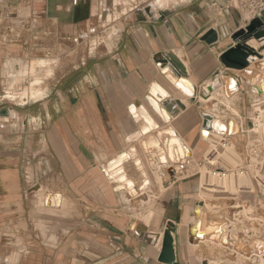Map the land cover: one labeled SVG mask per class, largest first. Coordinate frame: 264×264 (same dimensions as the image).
I'll use <instances>...</instances> for the list:
<instances>
[{"label":"crops","instance_id":"0c3cea01","mask_svg":"<svg viewBox=\"0 0 264 264\" xmlns=\"http://www.w3.org/2000/svg\"><path fill=\"white\" fill-rule=\"evenodd\" d=\"M235 2L79 0L74 5L73 0H0V122L7 123L0 140V264H163L159 256L169 223L175 228L176 264H228L234 262L232 256L235 261L242 257L243 263L236 264L251 260L235 250L232 240L228 247L215 246L208 241L191 242L189 236V228L197 222V204L210 201L203 191L210 186L213 170L207 158L217 154L211 141L203 139V115L212 113L224 123L240 125L237 151L230 154L233 168L244 170L240 162L251 163L258 155L249 157L248 150L264 146V136L257 130L260 114L254 111L255 106L264 107V95L255 91L260 82L253 85L252 81L264 76L260 61L254 63L249 78L221 61L234 46L231 36L246 25ZM92 26L101 34L116 27L117 33L107 38L99 34L77 45L74 39L79 32ZM211 29L219 33V39L207 44L202 39ZM83 47H87L86 56ZM157 55L170 58L178 70H161ZM40 59L53 62L49 73L35 69L42 78L43 98L23 95L22 88L30 86L33 78L26 71L21 73L23 87L8 89L12 76L32 70ZM69 67L73 72L63 75ZM170 74L189 81L194 96L174 85L167 78ZM217 77L224 84L235 79L237 92L227 99L222 84L209 93L207 88ZM154 88L167 93L159 102L170 109L167 123L151 104ZM143 112L160 130L172 129L182 139L189 156L186 163L162 165L157 153L142 149L141 142L157 138L156 131L141 136L146 122ZM131 149L136 150L150 183L134 200L121 189L124 186H116L103 173ZM127 163V179L139 188L144 178L132 161ZM164 167L180 171L171 179ZM48 193L62 195L60 208L45 207ZM241 193V201L254 208L256 200L264 198ZM134 206L137 209L131 211ZM206 212L202 229L223 216V236L239 235L247 247L255 237L264 238V223L249 216L246 208L232 219L225 210L214 215ZM250 222L262 225L253 229ZM138 232L148 233L153 243L140 240ZM252 252L254 256L256 249Z\"/></svg>","mask_w":264,"mask_h":264},{"label":"water","instance_id":"95a60500","mask_svg":"<svg viewBox=\"0 0 264 264\" xmlns=\"http://www.w3.org/2000/svg\"><path fill=\"white\" fill-rule=\"evenodd\" d=\"M219 39V33L215 29H211L204 37L203 41L207 44H213L217 42ZM232 41L234 42V46L226 51L221 56V61L223 65L227 69H233L238 71H243L246 77H251L253 75L252 71H249L248 69L253 63H256L260 61L259 67L261 70H264V56L262 54L263 47L259 48V50L253 48L249 45V41L252 39H255L257 41H261L264 39V21L259 18H253L249 21L248 24L245 25L244 28L238 30L231 36ZM156 63H158L162 69H167V67L172 66L174 69L178 70V67L175 65V63L166 56L163 55H157L155 58ZM178 76V75H177ZM182 81H185L182 78ZM226 83L225 87V94L227 97H231L238 89L239 85L235 79H227L224 81ZM260 82L261 87H255V91L258 93V95L263 96L264 95V76L257 75L253 78V85H256ZM231 83L236 84L235 86V92H232L231 86H230V93L227 92V84ZM223 84V81L220 78H216L214 82L208 87L207 91L209 93H213L214 91L218 90ZM177 87L181 88L177 85ZM182 89V88H181ZM184 92V90L182 89ZM185 93V92H184ZM186 94V93H185ZM188 95V94H186ZM190 97L194 96V92L192 90V95H188ZM151 99L150 101H156L158 104L159 102H162L163 100L158 96L156 97L153 92L151 93ZM154 108V107H153ZM211 106H206V109H210ZM162 111L169 113L170 109L167 106V104H163ZM203 128H202V135L205 134L209 137L210 133L213 132L217 135L223 136V137H229L231 140L235 143H238L240 140V127L237 123L233 121H229L227 123H224L222 120H218L215 117H213L210 114H204L203 115ZM237 137V138H234ZM260 152H264V146L259 147H252L248 150V156H255ZM153 170H155V166H151ZM167 174L171 179H174L176 175V170L173 168H168L166 170ZM62 201V195L61 194H54V193H48L45 196V207H52V208H60ZM258 204L256 215L258 218L264 220V199H257L256 200ZM205 203L199 202L197 204V208L194 210V215L197 218V222L195 225L191 226L189 228V236L190 241H204L205 235L204 232L200 231L201 228V209L199 207H203ZM137 209L136 206H134L131 211H135ZM230 209L229 218L232 219L233 215L235 213H239L241 210L240 208L236 209ZM253 214V213H252ZM249 213L248 215H252ZM213 223V222H212ZM215 225V234L217 236L216 240L218 243H221L223 246L228 247L230 244V241H234L235 244V250L240 253L246 254L247 258H251V261H249L247 264H260V258L259 256L264 254V238L263 237H255L253 240L250 241L249 247L245 245L240 239L241 237L239 235L233 234L232 236L226 234L223 236V230L222 227L225 225V218L223 216H219L218 220L213 223ZM248 226L251 228H257L259 225L257 222H250L248 223ZM241 230V226H236ZM175 231L173 223H169L167 225V229L164 233L163 238V245H162V251L159 256V262L163 264H176V254H175V248H174V237L173 233ZM243 233L250 234L248 230H243ZM138 237L140 240L152 244L153 239L149 237V234L146 232H138ZM215 237V236H214ZM213 237H211L212 239ZM221 239V242L219 240ZM213 240V239H212ZM256 249L255 256H252L253 252L252 250ZM235 256H232L231 259L235 261ZM203 264H211L210 261H206Z\"/></svg>","mask_w":264,"mask_h":264},{"label":"rangeland","instance_id":"374dc122","mask_svg":"<svg viewBox=\"0 0 264 264\" xmlns=\"http://www.w3.org/2000/svg\"><path fill=\"white\" fill-rule=\"evenodd\" d=\"M155 3H157V2H155ZM153 5H152V7H153ZM102 32L103 31L99 30L98 35L100 34V36H103V37L106 36V38H107L108 37L107 35H113L114 33L116 34L117 29H116V27L110 28V30L108 28H106L105 34H101ZM93 39H95V38H92V40ZM94 46H95V43H92L91 48H94ZM86 48L87 47H83L84 56H86V54H87ZM54 58L55 57H53L52 59H54ZM74 65L77 66V63H74L73 66ZM37 67L40 70H42V71L44 70L46 73H49L53 67V62H51L49 60H45V59H40V60L34 62L32 64V68H31L32 70H22V72L19 73L20 75L12 76L13 81L11 84H9L8 89H16V87H23V85H21V84L23 83L24 79L21 78L22 77L21 73H24L26 71V74H32L33 78L31 79L30 86H28L26 89L22 88L23 95L24 96H32V98H34L35 100L43 98L44 90L42 87H40V85L42 83L41 82L42 78H41V75L39 73L38 74L35 73L36 72L35 69ZM254 68H255V66H254ZM70 69H71L70 67L65 68V70H63V75L70 74L71 72H73ZM47 85L48 84H46V88H47ZM151 104H152V106L155 107L156 102L151 101ZM259 107L255 106L254 111L259 112V114H260V117L258 119L259 121L257 120V123L259 124V127L257 130H259V132L261 133V131H264V126H262V125H264L263 124L264 114L261 115V113H264V111H263L264 107L263 106H259ZM217 114L221 115L220 113H217ZM21 120L23 122H25V120H26L25 116H22ZM263 133L264 132L261 133L262 137L264 135ZM216 139H217V136L214 139L215 141H212L211 143H212L213 149L215 150V152L217 154L215 156H213L212 158L211 157L207 158V162H209L211 165H213V170L216 167H223L227 170L233 171V173H232L231 177H228L226 179H221V178H214L212 176L213 170L210 172V178H211V180L209 181L210 186L203 188V191H204V194L206 195V198L210 200V201H207V207L205 208V216L207 213L206 209L211 211V213L213 215L215 214L214 212L223 211V210H225L226 213L229 215L228 212L230 211V209H237V208L239 209L240 208V210L241 209L243 210L244 208H246L247 214L253 213V215H255L257 217V215H256L257 208H258L257 202H256V206L254 208L251 206L250 203L242 202L240 195H243L241 192H245V191L253 192L254 194H256V195L258 194L260 196L264 195V152L258 153V155L256 156L257 158L253 159L251 161V163H248L247 161H241L240 162V164L242 165L241 167H245V169L244 170H242V169L237 170V168H233L231 166L230 158H231V156L233 157V155H230V154L232 151L236 150L238 143H235L232 141L233 143L229 142L226 146L224 144L225 141H223L224 138L220 142H216ZM240 171L245 172L243 174V176H240ZM244 180H245V182H244ZM145 181L146 180H144V182L142 183V186H140L139 188L136 187L133 191H131L128 194V196H130V198L132 200H134V198L137 197V195L143 190V188L145 187V184H144ZM260 199H264V198H260ZM234 206H236L237 208H234ZM235 211H237V210H235ZM259 220L264 223L263 219L259 218ZM213 227H215L214 224H213ZM212 248H213V250L216 249L215 246ZM215 252L217 253L218 251L216 250L213 253H215ZM237 259L238 260L234 261L235 264L240 263V262L243 263V259L241 256H238Z\"/></svg>","mask_w":264,"mask_h":264},{"label":"bare ground","instance_id":"6f19581e","mask_svg":"<svg viewBox=\"0 0 264 264\" xmlns=\"http://www.w3.org/2000/svg\"><path fill=\"white\" fill-rule=\"evenodd\" d=\"M98 4V3H97ZM39 6H41V5H39ZM44 7V6H43ZM152 8H154V5H153V7ZM43 10V9H42ZM249 45L250 46H252L253 48H255V49H257V50H259V48L262 46V45H264V39L263 40H261V41H257V40H255V39H252L251 41H249ZM262 54H263V56H264V50L262 51ZM259 62V61H258ZM254 64H252L251 66H250V68L248 69L249 71H251L252 69H254ZM158 68V67H157ZM170 69L171 70H176V69H174L172 66H169V67H167V69L165 68V69H161V70H169L170 71ZM159 70V69H158ZM161 72V71H160ZM252 72H254V70H252ZM167 73V72H166ZM168 74V73H167ZM244 74V73H243ZM257 74H259V73H257ZM262 74V73H261ZM256 76V75H255ZM167 78H169L170 80H171V82L172 83H174V85L176 84V85H178V86H180L183 90H184V92L186 93V94H188V95H192V88H191V85L185 80V81H182V79H178V78H174V77H172V75L170 74ZM249 78V77H248ZM166 79V78H165ZM184 79V78H183ZM167 80V79H166ZM221 80H223V79H221ZM169 81V80H168ZM225 81V80H224ZM253 81V80H252ZM223 85L225 86L226 84H224L223 83ZM230 86H231V90H232V92H235V86H236V84H232L231 85V83H228L227 84V92H228V94L230 95V94H232V93H230L231 91H230ZM174 87V86H173ZM226 87V86H225ZM208 89V88H207ZM221 89V88H220ZM181 91V90H180ZM153 94L156 96V97H160L161 99H163V98H165L166 96H167V93L166 92H164V91H162L161 89H159V88H154L153 89ZM237 92V91H236ZM224 94H225V92H224ZM215 95V94H214ZM224 97H226L227 99L228 98H230V97H227L226 96V94H225V96ZM233 99V98H232ZM261 100V99H260ZM154 102H156V101H154ZM200 102V101H199ZM215 102V101H214ZM209 104H211L210 102H209ZM208 104V105H209ZM234 104V103H233ZM261 104V103H260ZM207 105V104H206ZM264 105V104H263ZM259 106V105H258ZM257 106V107H258ZM154 107V106H153ZM206 107V106H205ZM151 108V107H150ZM161 106L156 102V104H155V107L153 108V109H155L156 111H158L160 114H161V116L164 118V120L166 121V123L170 120V117H169V114L168 113H166V112H164V111H162L161 110ZM260 108V107H259ZM262 108V107H261ZM206 109V108H205ZM208 110V109H207ZM217 110V109H216ZM259 110V109H258ZM138 111H139V109H138ZM143 111V110H142ZM260 111V110H259ZM264 111V110H263ZM141 112V111H140ZM144 112H145V110H144ZM144 112L142 113V114H144ZM154 112V111H153ZM206 112V111H205ZM137 113V112H136ZM134 114V113H133ZM140 113L138 112V114L137 115H139ZM210 114H212V113H210ZM262 114H264V113H261V115ZM157 115V114H156ZM144 116V118H145V120H146V122H145V125H144V127H143V129H141V136L142 135H147V134H149L150 132H152V131H154V133H155V131L157 132V134H156V137L157 138H150L149 140H147V141H145V142H141V147H142V149L145 151V152H151V153H153V152H155V153H157V155L159 156V160H160V163L163 165H177V164H183V163H186V159L189 157L188 155H187V152H186V150H185V147L183 146V144H182V142H181V140L179 139V138H177L176 137V134H175V132L172 130V129H163V130H160V128H159V126H158V124H156L152 119H151V117H149V115H143ZM224 116V115H223ZM136 117H138V116H136ZM159 118V117H158ZM215 118L216 119H218V120H222L220 117H216L215 116ZM231 118H233V117H231ZM233 120V119H232ZM141 121H143V120H141ZM144 122V121H143ZM142 122V123H143ZM224 122V121H223ZM234 122V121H233ZM141 124V123H140ZM144 124V123H143ZM264 124V123H263ZM255 125V124H254ZM168 126H169V124H168ZM240 126V125H239ZM262 126H264V125H262ZM141 127H142V125H141ZM254 129H256V128H254ZM261 129V128H260ZM263 129V128H262ZM202 130V129H201ZM254 131V130H253ZM256 131V130H255ZM259 131V130H258ZM262 132H264V131H261V133ZM264 134V133H263ZM210 135H214V134H211L210 133ZM209 135V137L205 134L204 136H203V139L204 140H206V141H208V142H212V141H215L214 139H215V137L217 136V139H216V142H220V141H222L223 140V136H220V135H217L216 134V136H210ZM149 136V135H148ZM167 136V138H163V137H166ZM264 136V135H263ZM149 137H151V136H149ZM262 137V136H261ZM234 138H237V137H234ZM264 138V137H263ZM262 138V139H263ZM144 139V138H143ZM142 139V140H143ZM225 139V138H224ZM141 139H139V141H140ZM141 140V141H142ZM145 140V139H144ZM260 140V139H259ZM135 142V141H134ZM230 142H232V141H230ZM184 143V142H183ZM233 143V142H232ZM136 144V143H135ZM205 144V143H204ZM206 145V144H205ZM252 145V144H251ZM202 146V145H201ZM209 146V145H208ZM205 148V147H204ZM141 151V150H140ZM148 153H146V155L148 154ZM154 153V154H155ZM150 154V153H149ZM200 155V154H199ZM198 155V156H199ZM191 157H192V155H191ZM199 157H201V156H199ZM147 158H148V156H147ZM151 158V157H150ZM192 159V158H191ZM130 161H132L133 162V166H134V168H135V171L138 173V175H140L141 177H143L144 178V180H146V172L144 171V167H143V165L141 164V161H140V159L138 158V156H137V152H136V150L135 149H131L129 152H127V153H124V154H122V155H120V156H118L110 165H109V167H107V169H105V171L103 172L104 173V175H105V177L107 178V179H109V180H113L114 182H115V184H116V186H118V185H122V187L123 188H121V189H123V190H125L124 192H126L127 194H129L131 191H133L135 188H136V186H135V183L134 182H132L131 181V179H127V175L125 174V163H127V162H130ZM151 161H153L152 159H151ZM145 163V162H144ZM132 164V163H131ZM127 165H128V163H127ZM155 165V164H154ZM168 167H170V166H168ZM178 167V166H177ZM183 168H184V166H182ZM191 167H193V165H191ZM175 168V167H174ZM194 168V167H193ZM164 169L165 170H167L166 169V167H164ZM247 169V168H246ZM159 170V169H158ZM176 170V169H175ZM148 171V170H147ZM177 172L178 171H180V170H176ZM194 171V170H193ZM153 172V171H152ZM176 172V173H177ZM158 173H161V172H158ZM158 173H157V176H158ZM188 173H190V172H188ZM232 173H233V171H232ZM192 173H190V175H191ZM137 175V176H138ZM206 175V174H205ZM156 177V176H155ZM206 177V176H205ZM157 178V177H156ZM161 178V177H160ZM159 179V178H158ZM169 179V178H168ZM206 180H207V177H206ZM112 181V182H113ZM159 181V180H158ZM157 181V182H158ZM111 182V183H112ZM160 182V181H159ZM163 182H164V179H163ZM244 182H245V180H244ZM148 183L149 182H147V180L145 181V187L143 188V190L140 192V193H143V192H145L149 187V185H148ZM162 183V182H161ZM161 183H159V184H161ZM164 183H166V182H164ZM150 184V183H149ZM163 184V183H162ZM169 184V183H168ZM245 184V183H244ZM170 185V184H169ZM161 186V185H160ZM164 186V185H163ZM121 187V186H120ZM162 187V186H161ZM117 188H119V187H117ZM163 188V187H162ZM202 189V188H201ZM119 190V189H118ZM139 193V194H140ZM201 193H203V192H201ZM139 194L137 195V197L139 196ZM124 195V194H123ZM130 197V196H129ZM137 197H135L134 199H136ZM202 198V197H201ZM207 207V204L205 203V205L203 206V207H199L200 209H201V221H202V224H201V228H200V231H202V232H204V235H205V240L204 241H208V242H210L212 245L214 244L215 246H218L219 244H221V243H218V241L216 240V238H217V236H216V232L214 231L215 230V227H213V225H211V226H208V228H206V229H202V226L204 227L205 226V224L203 223L204 221H205V208ZM236 210V209H235ZM193 216V215H192ZM137 223V220H136V222H133L132 223V229H135L136 228V224ZM204 224V225H203ZM262 225L261 223H258V225ZM260 225H259V227H260ZM146 226V225H145ZM259 227H257V228H259ZM131 229V228H130ZM226 229V228H225ZM254 229V228H253ZM256 229V228H255ZM166 230V229H165ZM258 230V229H257ZM252 232H254V230H251ZM226 235V234H225ZM249 235V234H248ZM215 236V237H214ZM211 237H213L212 239H211ZM160 240H161V238H160ZM159 240V245H160V243H161V241ZM219 242H221V239L219 240ZM204 243V242H203ZM231 243V242H230ZM198 244V243H197ZM222 245V244H221ZM230 245V244H229ZM147 247V246H146ZM161 247V246H160ZM220 247V246H219ZM223 247V246H222ZM154 248V247H153ZM223 248H226V247H223ZM255 250V249H254ZM161 251V250H160ZM158 255V254H157ZM242 255V254H241ZM255 256V255H254ZM158 257V256H157ZM261 257V256H260ZM158 259V258H157ZM236 260H238V259H236ZM260 260V264H264V258H260L259 259ZM232 263H234V262H232ZM232 263H229L228 262V264H232ZM241 263V262H240ZM211 264H223V263H221V262H215V263H211Z\"/></svg>","mask_w":264,"mask_h":264},{"label":"built area","instance_id":"2783aa9c","mask_svg":"<svg viewBox=\"0 0 264 264\" xmlns=\"http://www.w3.org/2000/svg\"><path fill=\"white\" fill-rule=\"evenodd\" d=\"M78 2L79 0H73L74 5H77ZM235 4L236 7L240 10V13L244 16L245 24H248L249 21L253 18L259 17L263 19L264 17V0H236ZM98 33H99V29L97 27L94 26L88 27L79 32L77 37L74 39V42L77 45H83L89 42L94 36L98 35ZM6 129H7V123L0 122V140L3 137V134L6 131ZM225 138L226 139L224 144L227 146V144L232 140L229 137H225ZM243 174L244 171H240V176H243ZM231 175H232V171L230 170L215 169L212 171V176L214 178L226 179L228 177H231ZM261 256L262 258H264V254Z\"/></svg>","mask_w":264,"mask_h":264}]
</instances>
